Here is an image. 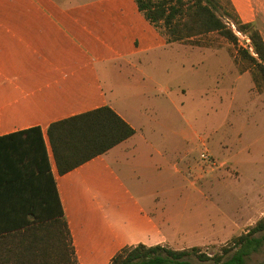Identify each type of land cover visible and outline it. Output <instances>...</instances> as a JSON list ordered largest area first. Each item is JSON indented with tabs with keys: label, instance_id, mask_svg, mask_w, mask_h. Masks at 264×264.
<instances>
[{
	"label": "rangeland",
	"instance_id": "rangeland-1",
	"mask_svg": "<svg viewBox=\"0 0 264 264\" xmlns=\"http://www.w3.org/2000/svg\"><path fill=\"white\" fill-rule=\"evenodd\" d=\"M219 1L217 13L235 33L224 9L254 22L264 39V0L241 8ZM241 34L238 45L214 32L99 67L111 102L141 128L125 179L145 205L181 225L165 244L175 249L199 245L212 254L264 215V86L238 53L252 50ZM262 261L264 245L245 264Z\"/></svg>",
	"mask_w": 264,
	"mask_h": 264
},
{
	"label": "crops",
	"instance_id": "crops-1",
	"mask_svg": "<svg viewBox=\"0 0 264 264\" xmlns=\"http://www.w3.org/2000/svg\"><path fill=\"white\" fill-rule=\"evenodd\" d=\"M232 1L240 8L245 2ZM172 45L134 0H0V135L36 125L45 131L52 121L106 104L135 129L64 174L51 158L78 264H109L126 245L170 243V232L181 228L127 183L125 159L141 128L111 102L99 72Z\"/></svg>",
	"mask_w": 264,
	"mask_h": 264
},
{
	"label": "trees",
	"instance_id": "trees-1",
	"mask_svg": "<svg viewBox=\"0 0 264 264\" xmlns=\"http://www.w3.org/2000/svg\"><path fill=\"white\" fill-rule=\"evenodd\" d=\"M229 2V0H228ZM138 11L167 43L218 33L235 45L238 36L217 13L219 0H135ZM235 27L250 39L238 47L252 69L256 87L264 86V39L254 22L225 9ZM135 133L108 104L0 135V264H78L52 164L64 174L106 153ZM264 245V215L214 253L193 245L137 243L120 248L109 264H245ZM259 264H264V261Z\"/></svg>",
	"mask_w": 264,
	"mask_h": 264
},
{
	"label": "built area",
	"instance_id": "built-area-1",
	"mask_svg": "<svg viewBox=\"0 0 264 264\" xmlns=\"http://www.w3.org/2000/svg\"><path fill=\"white\" fill-rule=\"evenodd\" d=\"M236 34H237V35H241V36H242V34H241V32H240V31H237V32H236Z\"/></svg>",
	"mask_w": 264,
	"mask_h": 264
}]
</instances>
